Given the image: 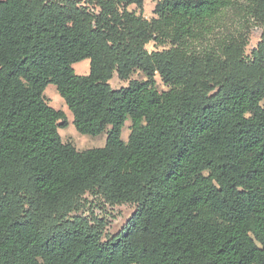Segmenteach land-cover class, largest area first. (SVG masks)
<instances>
[{
    "label": "trees",
    "instance_id": "16d2710c",
    "mask_svg": "<svg viewBox=\"0 0 264 264\" xmlns=\"http://www.w3.org/2000/svg\"><path fill=\"white\" fill-rule=\"evenodd\" d=\"M152 1L0 0V264H264V0ZM86 195L136 211L105 241Z\"/></svg>",
    "mask_w": 264,
    "mask_h": 264
},
{
    "label": "rangeland",
    "instance_id": "374dc122",
    "mask_svg": "<svg viewBox=\"0 0 264 264\" xmlns=\"http://www.w3.org/2000/svg\"><path fill=\"white\" fill-rule=\"evenodd\" d=\"M83 1V0H82ZM163 1V0H158ZM156 6V2L152 0H146L145 8H144V16L147 19H152L155 17L154 9ZM130 11H135L136 7L131 6L129 8ZM234 25L230 26L233 28ZM250 31V43L247 48V54L250 55L252 50L257 47L262 31L258 27L253 25L249 26ZM149 52L161 50L158 48L154 43H151L147 46ZM77 75L86 76L89 74L90 63L88 60L82 61L80 63L74 64L73 66ZM133 80L142 81L145 80L144 75L141 72H136L133 77ZM157 80V89L160 92H167L168 87L163 83L160 76L156 77ZM129 82L121 81L118 79L117 74L114 75L113 79L110 81V85L114 90H119L122 88L128 87ZM45 97L47 99L48 104L58 111H63L66 115V120L68 126L65 129H60L59 133L63 139L64 143H71L73 144L79 151H86L91 149H98L103 148L106 145L107 141V134L108 130L96 137L88 136V135H81L78 133L74 126V117L72 113L69 111L65 101L61 98L59 92L55 85H49L45 91ZM264 106V102H263ZM130 121L126 122V125L122 132V139L123 141L127 142L130 135ZM136 211V206L132 204H125L120 206H110L99 198L91 195H86L83 198L82 205L80 210L69 215V218L73 217H82L87 218L90 221H103L106 225L105 233H104V240L107 241L108 239L116 236L119 234L127 224V222L131 219L133 214Z\"/></svg>",
    "mask_w": 264,
    "mask_h": 264
},
{
    "label": "crops",
    "instance_id": "0c3cea01",
    "mask_svg": "<svg viewBox=\"0 0 264 264\" xmlns=\"http://www.w3.org/2000/svg\"><path fill=\"white\" fill-rule=\"evenodd\" d=\"M89 63H90V61H89ZM89 72H90V69H89Z\"/></svg>",
    "mask_w": 264,
    "mask_h": 264
}]
</instances>
